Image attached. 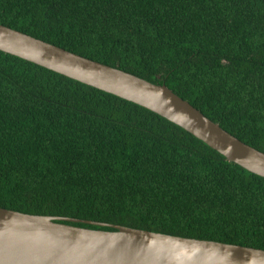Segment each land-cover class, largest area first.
I'll list each match as a JSON object with an SVG mask.
<instances>
[{
  "label": "trees",
  "instance_id": "16d2710c",
  "mask_svg": "<svg viewBox=\"0 0 264 264\" xmlns=\"http://www.w3.org/2000/svg\"><path fill=\"white\" fill-rule=\"evenodd\" d=\"M0 23L165 84L264 152V0H0ZM0 207L264 249L263 176L1 50Z\"/></svg>",
  "mask_w": 264,
  "mask_h": 264
},
{
  "label": "water",
  "instance_id": "95a60500",
  "mask_svg": "<svg viewBox=\"0 0 264 264\" xmlns=\"http://www.w3.org/2000/svg\"><path fill=\"white\" fill-rule=\"evenodd\" d=\"M0 50L142 105L183 127L228 161L264 177L263 151L224 129L165 84L1 23ZM0 264H264V249L0 207Z\"/></svg>",
  "mask_w": 264,
  "mask_h": 264
}]
</instances>
